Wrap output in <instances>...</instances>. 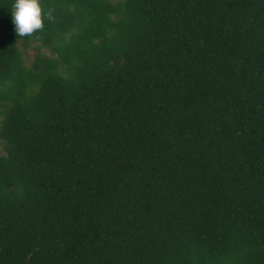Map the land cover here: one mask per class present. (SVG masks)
Instances as JSON below:
<instances>
[{"label": "trees", "instance_id": "1", "mask_svg": "<svg viewBox=\"0 0 264 264\" xmlns=\"http://www.w3.org/2000/svg\"><path fill=\"white\" fill-rule=\"evenodd\" d=\"M11 2L0 264H264V0Z\"/></svg>", "mask_w": 264, "mask_h": 264}, {"label": "clouds", "instance_id": "2", "mask_svg": "<svg viewBox=\"0 0 264 264\" xmlns=\"http://www.w3.org/2000/svg\"><path fill=\"white\" fill-rule=\"evenodd\" d=\"M8 10L14 32L22 37L42 29L45 19H53L50 13L43 11L41 0H12Z\"/></svg>", "mask_w": 264, "mask_h": 264}, {"label": "rangeland", "instance_id": "3", "mask_svg": "<svg viewBox=\"0 0 264 264\" xmlns=\"http://www.w3.org/2000/svg\"><path fill=\"white\" fill-rule=\"evenodd\" d=\"M36 46H37V44H33L32 48L29 50V54H30L31 58L34 56V54L36 52ZM43 50L46 51L45 49H43Z\"/></svg>", "mask_w": 264, "mask_h": 264}]
</instances>
